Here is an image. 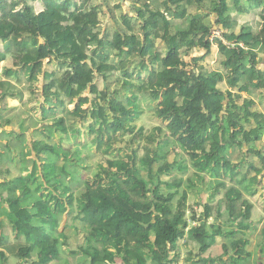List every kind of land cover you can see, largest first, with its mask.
<instances>
[{"label":"trees","instance_id":"obj_1","mask_svg":"<svg viewBox=\"0 0 264 264\" xmlns=\"http://www.w3.org/2000/svg\"><path fill=\"white\" fill-rule=\"evenodd\" d=\"M121 1L0 0V65L12 60L0 68V264L69 256L83 264H179L185 239L197 251L183 264L263 263L264 228L254 243L253 205L244 194L264 201V146H257L264 135V0H129L134 12L116 19ZM35 2L44 10L36 12ZM245 4L257 15L255 27L238 24ZM215 44L221 72L198 65ZM198 50L205 53L194 65L185 60ZM45 59L53 69L42 67ZM5 80L23 85L31 102L41 97L36 119L22 120L5 105L24 100L17 89L1 91ZM249 91L256 99L242 98ZM138 95L150 100L166 139L136 124ZM32 114L30 106L22 117ZM50 122L56 125H38ZM78 123L91 134L80 135ZM63 134L71 135L65 147ZM176 145L194 179L209 184L184 182L188 164L170 162ZM92 152L94 169L82 179L76 161L90 169ZM192 193L206 195L199 214L188 204ZM64 216L72 235L67 225L58 231ZM217 241L222 254L203 258Z\"/></svg>","mask_w":264,"mask_h":264},{"label":"rangeland","instance_id":"obj_2","mask_svg":"<svg viewBox=\"0 0 264 264\" xmlns=\"http://www.w3.org/2000/svg\"><path fill=\"white\" fill-rule=\"evenodd\" d=\"M95 1L97 2L98 0H95ZM120 10L121 11H113L112 16L114 18L118 19L119 15H121V13H125V12L126 13H132V12H134L133 8L129 7L128 1H126L125 4H124V11L122 9H120ZM189 10H190L191 13H194L195 8H190ZM133 15H134V13H133ZM256 16L257 15H255V14L245 15V16L241 17L240 20L241 21H245L246 20L245 22H247V24H250L251 26L255 27L256 24H257V17ZM208 20L213 21L214 19H213V17H209ZM104 24H105V21H102V25H104ZM212 37H220V33L218 32V29H213ZM161 46H163V45H159L158 49H160ZM204 53H205L204 50H198V51L189 52V55L187 57H185V60L187 62L191 63L192 65H194L195 63L192 62V59H194L195 57H201V56L204 55ZM260 58H261V56H260ZM218 59H219V57H218V52H217V45L215 44L212 47V49H211V54L207 58H205V60L202 61V63L200 61L198 65L199 66L205 65L210 70H213V71L217 70V71L221 72L220 69L218 68V64H217V60ZM263 60H264V58H263ZM47 61H48V59H45L42 62V67H44L47 70L53 69L52 66H48ZM260 65H264V62L261 61V60H260ZM11 66H12V60H11L10 57H7L6 61L3 62L0 65V68L11 67ZM113 75H114V78L116 80L119 79L118 78L119 73L114 72ZM22 80L25 81L24 77H22ZM4 83H5V85H4L5 89L1 90V91H6L9 88H14V89H17L18 91H21L24 94L23 95L24 96V100L22 101V103H19L17 100H14V99H7L5 101V105L7 107L15 108L16 110H15L14 113L17 115V117H19L22 120L32 121V119H36L37 116H38L37 113L39 112V108L38 107H39V103L41 102V97H39V99L37 101H32L31 102L29 100V98H28V92L26 91V88L23 87V85H18L15 82H10V81H7V80H5ZM224 84L225 83H222L221 86L222 85L224 86ZM102 85H103L102 81L98 80V86L101 87ZM38 87H41V84H39ZM248 96L253 98V99H256V95L251 93L250 91L242 94V98L248 97ZM138 99H139L140 109L142 110V113L139 112V116H138L139 118H138V120H136V124L138 126L143 125L145 127V133H147V134L154 133V135L156 136L158 141H162V140L166 139L165 137H160L159 132H157L159 123H161V122H160V120L156 119V116L153 114V112H152L153 109H152V105H151L150 100L144 95H138ZM26 101H29V103H30L32 113L34 114V118H24V117H22V115L24 113L29 112V107L30 106L27 104ZM137 102H138V100L136 101V104H138ZM0 107H4V105H0ZM255 109L263 110V106H259L258 108H255ZM59 116H57V117H59ZM64 116L66 117V115H64ZM38 125H39V127L43 128V127L50 126V125H56V123H54V122H50V123H46V124L40 123ZM78 126L84 132L83 127L79 123H78ZM162 126L165 127L164 124H162ZM60 132L63 133L61 130H60ZM88 134H91V133L84 132V133H82L80 135H88ZM69 136H71V135H69ZM69 136H66L65 134H63L62 147H65L66 138L69 137ZM257 146L258 147L264 146V135H263L262 141L257 143ZM178 150H179V147H177V145H176L175 154H173L171 156L172 160H170V162L171 163H173V162L174 163L185 162V163L188 164V166H187L188 169L185 170L184 174L182 175V179L184 180V182L192 181V183L194 185H196V184H200V185L209 184V182H198L197 180L194 179L193 173L191 171L192 170L191 166L188 163L189 156L188 155L186 157H182V155L181 156H177ZM82 151H87V150L82 149L81 152ZM92 154H93V156H92V163H91V168L90 169H86V168H84L82 166L85 163V160L79 161V159H77L78 161H76V164H77L79 170H75L74 169V171H75L74 173H76V175L78 177H80L82 179H87V176H90L91 172L94 169L95 161L98 158V157H96L94 152H92ZM78 157L80 158V155ZM175 175H177L176 177L181 176V175H178V173H175ZM261 176H264V171L261 174ZM259 186L260 185H258L256 189H258ZM70 187H71L72 190H75L78 187H80V185H72L71 184ZM244 195H245V198H247V200H249V202L253 205L252 219L254 218L253 221L256 222V228L254 230H253V228L250 229L248 231V233H251V239H252V241H254V243H256V242L260 241V237H257L258 233H261L262 229L264 228V201L261 199L259 194L256 195L253 198H248L247 194H244ZM205 197H206L205 194H200V193L199 194L198 193L193 194L192 193V195H189L188 204L193 209H196L198 211V214H199L202 211L201 206H199V203H201V201L204 202L205 199H206ZM219 199H220V197L217 198L216 200L218 201ZM259 216H262L263 220L260 221ZM187 217H189V215H187ZM65 225H67L68 227H66V229L64 231L67 234L72 235L73 231H72V228L70 227V225H72V222H71V219H68L66 216H64L63 220L60 222V226L58 227L59 228L58 231L62 232L64 227H65ZM90 232H91L90 228H87L85 230V234L86 235H88ZM11 234L12 233L10 232V229H7V236L9 237L10 240L13 241V235H11ZM69 243H70V241H69ZM220 245H221V243L219 241H217L216 247H212L209 250L212 255H216V253H217L216 252L217 250H215V248H218L219 251H220ZM70 247L72 249H74V246L72 244H71ZM179 247H180V259H179V262H178L179 264H183L184 261H185L184 259L186 258V256L190 255V254H188L189 250H190V253H196V251H197L196 250L197 245L194 244L193 242L187 241L186 239L179 243ZM64 250H66L65 247H64ZM258 259H259V257H258ZM66 260L67 261L64 262V263L63 262H57V263H52V264H83V262L81 261L80 256H69V257H67ZM193 260H195V258H193ZM117 263L120 264V261L117 260ZM257 263L258 264H264V262L261 263L259 261ZM7 264H18V260L17 259H13V258H9Z\"/></svg>","mask_w":264,"mask_h":264},{"label":"crops","instance_id":"obj_3","mask_svg":"<svg viewBox=\"0 0 264 264\" xmlns=\"http://www.w3.org/2000/svg\"><path fill=\"white\" fill-rule=\"evenodd\" d=\"M126 1H128V4H129V7H131V5H130V1L129 0H122L121 2V7L122 8H120V9H122L123 11H124V4H125V2ZM118 3H120V0H112V3H111V6L113 7L114 5H116V4H118ZM34 7H35V10H36V12H41V11H43L44 10V5L41 3V2H35L34 3ZM245 9L247 10V15H249L250 14V12H249V7H248V5L247 4H245ZM120 9H117V10H114V11H121ZM126 13V12H125ZM123 13H121V15H122ZM121 15H119V17L121 16ZM236 15V13L234 12L233 13V16H235ZM118 17V18H119ZM241 19V18H240ZM238 20V24L239 23H241V20ZM106 21V20H105ZM236 29H239V27H237ZM237 31V30H236ZM160 49H163V50H165L166 51V48L164 47V46H161L160 47ZM167 52V51H166ZM12 235V234H11ZM10 241H12V240H10ZM257 243V242H256ZM213 247H216V245L215 246H213ZM219 247V246H218ZM212 248V247H211ZM210 248V249H211ZM209 249V250H210ZM207 251L204 255H203V258H207V257H209V256H211V257H218V256H220L221 254H222V247H221V245H220V251H219V249L218 248H215V250H217L216 252V255H212L211 254V252L210 251ZM250 251L253 253V254H258L259 255V250H258V248L254 245V243H252L251 245H250Z\"/></svg>","mask_w":264,"mask_h":264}]
</instances>
